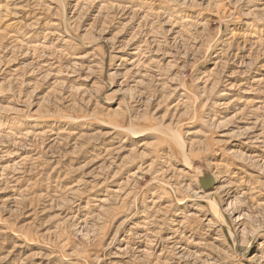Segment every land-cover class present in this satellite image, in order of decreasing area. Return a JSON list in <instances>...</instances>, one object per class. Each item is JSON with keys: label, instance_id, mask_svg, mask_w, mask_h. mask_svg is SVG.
<instances>
[{"label": "rangeland", "instance_id": "rangeland-1", "mask_svg": "<svg viewBox=\"0 0 264 264\" xmlns=\"http://www.w3.org/2000/svg\"><path fill=\"white\" fill-rule=\"evenodd\" d=\"M0 264H264V0H0Z\"/></svg>", "mask_w": 264, "mask_h": 264}, {"label": "bare ground", "instance_id": "bare-ground-1", "mask_svg": "<svg viewBox=\"0 0 264 264\" xmlns=\"http://www.w3.org/2000/svg\"><path fill=\"white\" fill-rule=\"evenodd\" d=\"M134 132V131H133ZM134 134H138V132H134ZM172 139L175 141L178 148L186 155V145L185 142L177 135L176 133L172 136ZM186 157V156H185ZM190 161V160H189ZM199 174V173H198ZM202 174V172H201ZM208 198H212V195H207Z\"/></svg>", "mask_w": 264, "mask_h": 264}, {"label": "water", "instance_id": "water-1", "mask_svg": "<svg viewBox=\"0 0 264 264\" xmlns=\"http://www.w3.org/2000/svg\"><path fill=\"white\" fill-rule=\"evenodd\" d=\"M211 184H212V183H211ZM211 184H210V185H208V184H207V185H208V186H211ZM206 190H209V188H208V189H206Z\"/></svg>", "mask_w": 264, "mask_h": 264}]
</instances>
